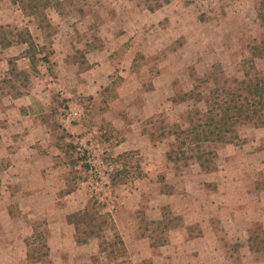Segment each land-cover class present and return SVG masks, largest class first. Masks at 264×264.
Returning a JSON list of instances; mask_svg holds the SVG:
<instances>
[{
  "label": "rangeland",
  "instance_id": "rangeland-1",
  "mask_svg": "<svg viewBox=\"0 0 264 264\" xmlns=\"http://www.w3.org/2000/svg\"><path fill=\"white\" fill-rule=\"evenodd\" d=\"M47 1L50 7L43 13L51 23L49 26L48 22H42L40 30L37 28L40 24L32 15V6L37 0H0V98L7 94L28 93L37 84L38 76L43 75L42 71L47 70L52 78L59 79L55 83L50 80L54 83L53 95L66 94V90L70 92L78 85L74 76L77 68L48 66L42 61L43 57L50 58L53 54V32L59 25L72 35L77 46L82 47L69 63L80 62L81 68H85L88 65L85 55L105 48V57L115 68L108 75V86L100 94L110 100L118 95H136V98L128 105L130 112L123 108L122 100L114 101L117 114L112 118L121 130L101 118L100 112L106 110L103 103L90 104L88 117L80 120V123L87 122L89 129L67 138L75 148L74 156L80 157L77 168L68 172L69 187H76L81 180L80 187L88 190L89 201L79 196L76 203L89 204L98 211L107 207L110 212L105 213L112 217L119 205L123 209L122 223H130L133 210L141 228L145 223L138 221V214L142 211L148 215L150 210L156 209L159 189L162 192L173 190L167 180L184 184L185 178L191 177L188 181L191 187L207 178L198 177L201 168L195 161L174 159L171 162L167 159L170 151L174 158L180 156L182 127L186 128V122L196 113L192 102L174 103L173 97L189 91L199 84L198 79L212 72L219 77V82L221 80V86H225L223 80L226 79L231 87H238L248 72V91L264 90V82L260 84L255 78L256 75L260 81L264 78V24L257 10L261 0ZM10 60L18 69L13 74L10 73ZM254 66L259 72L253 69ZM108 70L112 69L108 67ZM212 84L202 85L201 91L207 95L214 89ZM252 96L257 101L256 96ZM2 104L4 107V102ZM60 106L63 108L61 113L70 107L63 103ZM57 125L55 120L53 128ZM59 133L57 131L55 135ZM239 137L232 144H209L207 149L219 154L220 184L229 192L232 202L236 206H248L250 217L259 219L264 209L260 195L257 196L258 191L264 190V128L240 127ZM121 143L124 146L120 147ZM125 149H130L125 152L129 155L119 159L118 154ZM0 159H3L0 163L1 194L6 158ZM67 160L71 159L67 157ZM121 164L125 166V174L129 175L114 183L113 175L117 169H123ZM139 165L141 173L145 171L147 177L137 178L136 167ZM214 184L217 186L216 182L211 185ZM201 185L197 184V187ZM62 198L58 204L67 207L74 204L73 198ZM5 202L11 204L13 217L10 219L1 214L5 203L0 199V264H27V249L22 237L31 232L32 238L42 240L46 238V232L42 225H37L39 229L33 233L28 221H33V217H28L24 210L16 211V206L23 204L27 211L29 207H49L55 204L54 200L34 195L29 198L12 196ZM162 212L172 216L167 207ZM237 213L236 220H246L239 211ZM179 218L178 224L182 226V217ZM250 229L259 230L260 225L254 221ZM93 230L88 229L89 232ZM50 246L56 250L59 246L69 247L68 252L75 257H68L64 263L52 258V264H133V254L118 237L106 241L101 247L103 254L98 253L92 259L86 258L87 249H78L77 245L51 243ZM145 250L134 251L133 258L145 254ZM236 256L239 258L238 254ZM254 257L251 262L264 263V254ZM148 260L138 264H148Z\"/></svg>",
  "mask_w": 264,
  "mask_h": 264
},
{
  "label": "crops",
  "instance_id": "crops-1",
  "mask_svg": "<svg viewBox=\"0 0 264 264\" xmlns=\"http://www.w3.org/2000/svg\"><path fill=\"white\" fill-rule=\"evenodd\" d=\"M57 23L59 24L58 21ZM57 23L52 24L57 25ZM37 28L42 30L40 25ZM61 28L62 26L59 25L56 32H53V54L49 58L50 64L44 63V65L57 64L60 68H63L62 65L77 68L74 76L78 85L71 88L70 92L65 89L66 94L53 95L52 85L59 79L52 78L45 66L44 69L47 71H42L43 75L38 76L37 84L28 93L7 94L0 98V157L6 158V165L2 170L5 176L4 189L0 194V199L5 204L0 212L12 219V206L9 202H5L8 197L12 198V196L29 198L35 195L44 200L53 199L56 205L50 204L49 207L40 208L29 207L25 211L23 204H18L16 211L24 210L28 212V217H33V221L28 219L33 233L37 232L39 226L42 225L46 238L36 241H45L49 245L51 260L58 258L61 263H64L66 259H69L68 257L73 258L68 252L69 247L59 246L56 250L50 246L51 243L77 245L78 249L85 248L89 252L86 258L91 259L94 255L103 254V252L100 247L102 240L95 234H91L86 243H78L76 226L71 216L89 205L76 203V198L79 196H84L89 201L88 190L80 187L81 180H79L74 189L72 187L67 191L71 188L68 186V172L76 169L79 162L73 166L71 160H67L65 152L58 148L55 133L64 128L71 135H76L89 129L87 122L80 123V120L82 117H88L87 109L92 102L96 106L103 103L106 110L100 112L101 118H104L106 122H111L116 130H121L112 118L117 114L114 104L122 100L123 108L130 112L131 108L128 105L130 101L135 100L136 95H118L112 97V100L101 95L100 92L109 84L108 75L115 68L111 60L105 57V48L91 51L92 54H86L85 59L88 65L85 68H81L80 62L69 63L70 58L74 57L82 47L77 46L76 42H73L72 35ZM95 57L97 58L93 62ZM22 60L28 59L23 58ZM108 67L112 70H108ZM50 80H54V83ZM60 103L70 106L69 110L61 113L63 108ZM55 120L59 125L53 128ZM143 138L146 139L145 136ZM122 143L120 147L124 146ZM125 150L118 156L130 149ZM2 160L0 159V163ZM200 172L198 177H207L197 182L198 185L203 183L200 188L196 183L195 187L188 186L191 177L185 178L184 184L167 180L166 182L173 187V190L162 192L159 189L157 203L154 205L156 209L150 210L151 215H146L150 221L170 222V219H174L177 222L175 228L166 235L168 238L166 243L156 246L148 234H142L140 223H137L133 210L130 223L120 222L124 220V217L122 216L123 209H120L119 205H116L113 217L105 213L110 212L107 211V207L99 211L101 215L109 214L112 219L109 231H105L106 239L111 241L118 237L133 255L134 251L145 248L147 251L145 254L135 255V259L133 255L131 256L133 264H138L145 259H149L148 264H264L263 262H251L255 255L264 254V252H254L256 243L250 240L252 222L255 221L260 225L259 230H264V209L259 219H252L250 211L246 208L248 206H236V203L232 202V197L228 196L229 192L222 188L218 171L204 174L200 169ZM31 179L39 181L38 183L30 182ZM212 182H216L217 186L211 185ZM158 185L161 186L160 183ZM257 194V196L260 195L264 207L262 197L264 190L258 191ZM65 196L73 198L74 204L69 207L58 204ZM165 207L171 210L172 216L163 214L162 209ZM237 211L246 217V220H236L235 217L239 214ZM179 217H182V226L178 224ZM29 238H32L31 232H28L24 238L22 237L25 246Z\"/></svg>",
  "mask_w": 264,
  "mask_h": 264
},
{
  "label": "trees",
  "instance_id": "trees-1",
  "mask_svg": "<svg viewBox=\"0 0 264 264\" xmlns=\"http://www.w3.org/2000/svg\"><path fill=\"white\" fill-rule=\"evenodd\" d=\"M165 2H169L166 0ZM161 5V3L159 4ZM50 7L47 0H37L36 4L32 6L34 18L41 26L42 22H48L46 15L43 13ZM153 11L154 9H150ZM258 17L262 24H264V0L259 2ZM42 61L45 64H50L47 57H43ZM10 73L16 72L17 66L10 60ZM259 72L256 66L253 67ZM249 73H245L247 79ZM260 84H263L264 78H258ZM219 77L215 73H210L204 78L198 79L199 84L194 86L189 91L173 97L174 103H187L192 102L196 108L194 116L190 117L186 122L187 127L181 130L183 135L182 150L180 156L173 157L170 151L167 154V159L171 162L177 160L195 161L204 173H213L218 170L217 160L218 153L215 150H208L207 145L215 143L232 144L235 140L239 139L240 127L253 125L256 128H264V90L250 93L248 91V81L244 79L239 83L238 87H231L228 80H223L225 86L219 83ZM213 83L214 89L205 95L201 91L202 85ZM259 84V85H260ZM213 88V87H212ZM17 95H22L18 93ZM255 95L257 101L252 99ZM170 134V131L168 132ZM71 134L64 128L60 130L57 136V145L60 150L65 152L66 156L71 159L73 166H76L80 157L74 156V147L67 141ZM153 140V139H152ZM129 153L119 155V159L127 157ZM122 170L117 169L116 174L113 175L112 182L117 183L125 179L128 175L125 174V166ZM139 171L137 178H144L145 173H141V166H137ZM68 186H71V181L68 178ZM71 188L67 189L71 190ZM74 189V187H73ZM109 214L101 215L98 210L92 209L87 206L85 209L80 210L71 216L77 231L78 243H86L87 238L91 234L97 235L101 238L100 247L108 241L105 231H109L112 225V219ZM141 215V216H140ZM170 222L150 221L145 212L138 214V221L145 223L141 226L142 234H148L154 241V244L162 245L167 242L168 232L175 228L177 222L170 219ZM88 229H94L89 232ZM250 240L256 243L254 252H264V230L250 231ZM27 246V264H52L50 247L45 241H36L33 238L26 240Z\"/></svg>",
  "mask_w": 264,
  "mask_h": 264
}]
</instances>
